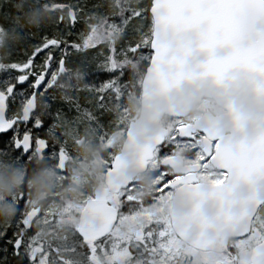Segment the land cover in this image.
Returning a JSON list of instances; mask_svg holds the SVG:
<instances>
[{
    "label": "snow or ice",
    "instance_id": "snow-or-ice-1",
    "mask_svg": "<svg viewBox=\"0 0 264 264\" xmlns=\"http://www.w3.org/2000/svg\"><path fill=\"white\" fill-rule=\"evenodd\" d=\"M192 4L193 0H150L148 5L143 6L142 11L137 10L134 15L142 17L151 13L155 18L159 12L164 16L162 23L168 20H182L183 18L180 16L182 8ZM223 11L231 18L234 36L249 34L264 43V33L254 31V24L257 21H264V0H244L243 3L232 4ZM117 17L119 19H116ZM127 19V9L107 17V21H111L117 27L125 24ZM80 20L83 21L84 17H77L73 14L66 27L72 22ZM86 26L84 23V27ZM80 32L81 30L73 32V29L69 27L67 32L55 34L51 38L45 36L33 48L26 61L0 65V70L19 71L18 75L14 77L9 75L0 81V133L12 132L8 138L0 136V149H14L15 154L23 151L26 156L34 151L53 153L59 157L60 161L63 160V147L49 138L50 134L54 133V121L62 115V110L58 109L55 113L42 111L41 108L34 106L33 101L37 96L47 100L52 80L55 78L57 70L63 69L66 55L73 49L81 50L77 39L74 38L78 37ZM96 35L97 33L93 31L85 40L88 48L97 45L91 42ZM145 48H151V52L148 54L152 56V62L155 65L152 70L153 74L162 86H168L171 82V77L166 70L169 61L164 56L162 49L157 52L155 44H146L143 47L132 44L127 46V51L136 52L139 50L140 53H146L148 50L145 51ZM41 50L44 52L43 60L41 63H36L33 58ZM94 51L98 57L95 69H103L115 74L103 80L98 86L95 83H89L88 103L91 104V109H82L79 97L75 98L74 107L77 112L92 120H96L97 113L102 115L110 103L119 99L120 93L126 87L121 80L127 75L123 66H114L109 61V56L117 55L123 52V49L113 52L112 49L101 51L99 48H95ZM209 70L220 75L223 71V64H212L209 66ZM176 75L179 76L180 73H176ZM25 81H30L28 85L31 89L30 94L27 89L15 90L17 83L23 84ZM44 81L46 82L42 85ZM98 96H103L105 99H98ZM17 97H20L18 105L16 104ZM69 105L73 106V102H70ZM44 108H48L47 104L44 105ZM48 116L53 117V122L47 127V136H44L40 130L45 125ZM21 125L24 127L22 128ZM193 139L194 137L184 125L177 124L169 136L158 138L156 149L145 150V159L151 162L149 151H156L158 155L164 156L176 140L191 141ZM200 159L202 162H207L210 159L221 161L218 165L221 184L218 191L223 192L226 190L224 185L234 177L264 175V135L258 136L251 143L237 146L219 144L218 141L212 140L211 145L205 154L200 156ZM179 183H181L180 178H169L164 175L160 190L163 191ZM90 207L104 217L105 227H81L79 230L80 239L65 245V251L69 255L62 261V264H175L178 256L188 254L180 246L178 237L173 236L166 227H161L160 221L156 222L155 229L151 228L150 222L147 232L120 235L107 227L108 221L112 220L110 209L105 208L102 204H92ZM30 215V213H22L21 220L17 221V230L8 238V243L13 246V254L19 257L16 264H55L44 243L39 240L36 233H33L30 227ZM5 252H7V247H5ZM25 257L27 258L26 262ZM4 264H7V257H5ZM220 264H264V230L250 227L242 234L241 239L234 240L231 245L227 246L225 256Z\"/></svg>",
    "mask_w": 264,
    "mask_h": 264
},
{
    "label": "water",
    "instance_id": "water-1",
    "mask_svg": "<svg viewBox=\"0 0 264 264\" xmlns=\"http://www.w3.org/2000/svg\"><path fill=\"white\" fill-rule=\"evenodd\" d=\"M243 2L244 0H193L191 6L182 8L180 12L182 20H168L164 23L163 14L158 12L153 18L150 13L152 18L150 45H157V52L163 50L169 61L166 70L171 82L166 87L162 86L153 74L155 65L150 56L140 84L139 112L135 119L129 121L120 150L105 172V186L96 188L93 198L88 199L81 210L76 228L79 236L81 227H105L104 217L90 207L92 204H102L111 210L112 220L108 221L107 227L113 226L116 212L106 203V195L110 191L116 192L126 187L136 173L145 169L147 165L145 150H154L158 138H163L167 134V129L160 125L164 115L172 117L188 115L184 108L177 107L171 102L160 106L154 102L157 98L179 90L185 83L198 88L205 81L223 85L239 78H250L257 94L264 95V43L249 34L234 36L231 18L223 11L232 4ZM63 8V4L52 6V9ZM73 14V9H69L68 19ZM254 31L264 33V21H257L254 24ZM212 64H223L222 74L217 75L210 71L209 66ZM176 73L180 75L177 76ZM58 74L52 80L50 89L57 82ZM33 103L36 106V97ZM226 110L231 113L234 124L233 132L236 134H232V137L236 140L232 143L235 146L251 143L258 136L264 135V124L258 126L251 134H240L242 117L233 111L231 105H228ZM144 112H150L151 118L156 122L155 128L147 133L139 124V117ZM184 126L188 132L197 129L207 133L205 129L208 128L225 130L207 112L194 120L193 124ZM221 144L228 145L229 142L223 141ZM35 153L38 161H41L43 153ZM152 153L153 151L148 153L150 159ZM168 159L180 160L177 156ZM65 161V156L62 161L58 158L57 169L64 170ZM211 161L217 166L221 163L215 159ZM229 184L240 186V189H230L229 199L226 197L228 195L226 190L220 192L217 187L210 184H198L193 186V194H199L197 198L192 196L185 198V210L177 211L173 203L172 221L177 233L185 242L192 246L198 245L194 247L199 249L221 251L227 239L242 237L249 229L256 208L264 201V175L234 177ZM177 195L182 193L177 192ZM223 195L226 199H222ZM217 201L220 202V209L214 207ZM209 206L211 211L207 210ZM39 211L40 208L37 207L27 212L31 214L30 227ZM217 216H220L219 228L215 220Z\"/></svg>",
    "mask_w": 264,
    "mask_h": 264
},
{
    "label": "trees",
    "instance_id": "trees-1",
    "mask_svg": "<svg viewBox=\"0 0 264 264\" xmlns=\"http://www.w3.org/2000/svg\"><path fill=\"white\" fill-rule=\"evenodd\" d=\"M135 1L136 0H0V31H5L7 38L6 40L0 39V57L4 59L2 65H7L10 60H24L45 36L51 38L55 34L59 35L61 32H67L69 27L73 29V32L80 31L79 29L77 30V28H79L81 22L77 21L75 24H69L66 27L69 21L66 20V18L63 20L59 12L50 10L51 4L63 3L71 6L77 11V16L81 13L86 15V11L90 12V10H93L95 14L93 17H90V21L86 24L87 26H83L79 36L74 37L77 39V43L80 45L81 50L77 51L73 49L66 55V75L68 76V74H70L68 80H71L72 83V86H70L71 93L68 92V95H72L73 97L71 99H68L69 96L65 98L62 90L64 87L59 90L54 89L49 94L47 93V100L42 99L40 96L38 97L37 107L41 108L42 111H50L51 113H55L58 109L62 110V115L60 117L70 119L75 110L69 103L73 102L74 106L75 98L79 97V103L82 109H91L92 106L88 103L89 83H95L98 86L100 82L104 80L106 74L109 76L115 74L103 69H95L98 57L94 49L99 48L101 51L112 49L113 52H116L117 49H123V52L114 56H109V61L114 66H123L124 69H126L127 75L121 80L126 87L120 93V97L117 100L118 103H110L102 115L97 113V119H91V125L96 129L97 133H103L102 135L104 136L106 133L115 131L114 133H118L120 140L124 135L126 121L133 118L138 109V99L134 97V94L130 95L129 87L133 85V93H135V95L139 94V82L147 64V55L149 53V49L147 48L144 49L145 51L148 50L146 53H140L139 50L136 52L127 51V46L135 44L143 47L146 44L148 45L151 27L148 28V30H142L144 32L141 31L140 33L131 30V28L121 31L117 30V26L113 25L111 21H107V17L127 9L128 19H130L129 9L131 5L134 6L135 10L139 9L140 11L143 10L142 7L145 5L143 0L142 2L137 0L143 3V6L141 4L136 6ZM147 1L148 3L146 5L149 4L150 0ZM148 14L149 13H147V15ZM116 19H119V17ZM93 31L97 33V35L91 42L97 45L93 46V48H88V45L85 44V40ZM0 36H3V34L1 33ZM138 55L142 56L141 59L135 60V57ZM97 98L101 100L105 99L103 96H98ZM45 104L48 106L47 109L44 108ZM128 114H130V117H127ZM59 118H57L54 123L58 122L60 120ZM52 122L53 117L48 116L44 126L46 127ZM1 136L5 138L8 137L7 134ZM13 162V158L11 157L6 159L0 157V169L13 170L10 165L13 164ZM23 166L22 163L21 165H17V168L21 169ZM21 183L24 182L21 181ZM81 203H83V200H81ZM11 220V218L6 219L0 216V233H3V235H0V264H4L5 257H7V264H16V261L19 259V257L13 254V246L8 243V238L13 234L10 230ZM54 234V230H51L48 240L50 238L61 257L65 254L68 256L69 253L65 251L64 244L62 248H58L55 244V240H61V242L64 243V238ZM68 234V237L66 235V239L70 242L79 240L73 229H68ZM5 247H7V252H5ZM56 257L59 256L54 254L52 259ZM26 260L27 258L25 257V262Z\"/></svg>",
    "mask_w": 264,
    "mask_h": 264
},
{
    "label": "rangeland",
    "instance_id": "rangeland-1",
    "mask_svg": "<svg viewBox=\"0 0 264 264\" xmlns=\"http://www.w3.org/2000/svg\"><path fill=\"white\" fill-rule=\"evenodd\" d=\"M135 2H136V6H138V4H141L143 6V3L145 5L148 3L147 0H143V3H140L142 2V0H140V2L136 0ZM132 6L133 5H131L129 9L130 19H127L125 24L116 27V29L122 31L131 28V30L136 31L137 33H140L142 30H148V28L151 27L150 15L146 14V16L137 17L134 15V12L137 11V9L135 10L134 6L133 7ZM94 14L95 13L93 10H90V12L86 11V15H83V13L79 14L77 17H84V20L79 21L81 22V24H79V28H77V30L78 29L82 30L84 23L87 24L90 21V17H93ZM1 33L3 34L4 38L3 36H0V39L6 40L7 38L5 31H0V34ZM80 54H84V53H80ZM28 56H26L24 59H26ZM141 57L142 56L138 55L137 57H135V60L137 59L140 60ZM3 60L4 59L0 57V65H2ZM13 62H19V61L10 60L8 64H11ZM3 72L6 73L5 70ZM69 76L70 74H68L65 80H63L64 81L63 83H60V85H58V89L64 87V89L62 90L64 92L63 94L65 95V98L69 96L68 92L71 93L70 86H72V83L71 80H68ZM109 77L110 76L106 74L104 76V80L108 79ZM26 87L27 86H25V88ZM72 97L73 96L71 95L68 97V99H71ZM134 97L138 99V95H135V93H134ZM115 103L118 102L115 101ZM16 104L18 105V102H16ZM204 106L206 107L207 104H205ZM72 107L75 110L74 113L72 114V117L70 119L60 117L59 118L60 120L54 123V133L50 134L49 136L50 139H52L54 142L59 143L69 153V162L66 173L57 172L54 169L55 165L52 163L40 167V165L37 166L36 163L34 164L33 162H31L29 160V157L22 158L20 157L19 154H15L8 149H6V153H4V155H8V153H11L13 155L11 158H13L14 165L10 164L11 169L15 170L21 176V180L25 179L22 185L19 184L16 188H13L6 197H0V203H8L11 206H13L15 209V214L13 217H11L12 220L10 222V228H11L10 230L12 232H15L17 230V221L21 217V213L27 211L29 205L35 199V198H29L22 200L19 198L20 195L27 197L31 195L32 197L34 196L32 189L30 188L28 183L31 175L36 170L42 169L43 171L47 172L51 177L52 184L50 189L54 190L53 195L60 200L55 201L54 199V201H51L50 200L51 198L49 197L50 195L48 194L50 193V191H48L47 194L46 193L40 194L42 196L43 195L47 196L48 202L42 208L41 216L34 223L32 231L33 233H36L38 235L39 240L42 243H44V245L46 244V249L49 251L51 257H53L54 254L59 256L53 259L55 261V264H62L63 260L61 259L62 257L59 255L58 251L56 250L50 238L48 240L50 231L54 230L55 232L54 235L56 236L59 235V237L64 238V243H62L61 240L59 241L55 240V244L58 248H62L63 244L65 247L66 244L72 243L66 239V235L67 237L69 235L68 229L74 230L75 222L77 219L75 214L76 211L80 210L81 208L80 204L82 200L80 199L81 191H79L74 195L72 193L76 192L75 188L84 186L86 188L85 192L89 194L88 191L90 189V186L94 187L99 184V181H97L98 178L103 176V172L107 167L111 157L118 150L119 147L118 133L116 134L114 133L115 131H113L112 133L111 132L106 133L104 136L102 135L103 133H97L96 129H94L91 125L92 124L91 119L82 116L77 112L74 106ZM129 115L130 114H128L127 117H130ZM180 123H181L180 120L179 121L171 120V119L167 120L166 118L163 120V124L168 125L167 127L170 129V132L176 127L177 124ZM50 125L48 124L43 130L46 136H47V127ZM80 138H83V141L81 142L80 145H78V140ZM176 143L177 142L175 141L174 144ZM48 155H50V153ZM22 163L24 165L23 168L21 169L17 168V165H21ZM62 180H70V181L69 183H62ZM118 199H120L121 202L116 203V201L114 202L113 199H111V201L116 206L118 205L122 209V212L124 214L121 215V217L119 218L120 224L114 232L120 235L132 234L129 233L128 230L121 228V224H125V220L127 217L125 212L131 209V207L127 206L126 204V201H130L131 197L127 199L126 194H123L122 196H118ZM161 202L164 207L165 205L167 206L165 202L163 201ZM161 206L162 205L155 204L153 206H148L147 208H143V210L141 211L133 209V218L136 219V217L138 216L140 217L149 216L151 218L157 219L159 215V210H161ZM233 242L234 240H232V243ZM206 259L209 260L211 259V257L206 256ZM211 264H213V262H211Z\"/></svg>",
    "mask_w": 264,
    "mask_h": 264
},
{
    "label": "flooded vegetation",
    "instance_id": "flooded-vegetation-1",
    "mask_svg": "<svg viewBox=\"0 0 264 264\" xmlns=\"http://www.w3.org/2000/svg\"><path fill=\"white\" fill-rule=\"evenodd\" d=\"M64 14H66V12H64ZM43 55H44V52L43 50H41V52L38 53L37 56L33 58L34 61L36 63H41L43 60ZM54 55H56V53H54ZM66 63H67V60L65 61V64L63 67L65 68L64 73H66V70H67ZM57 66H58V56H57ZM18 74H19L18 70L9 72V74L5 72L4 74H2L0 72V81H3L4 79H6L9 75L14 77L15 75H18ZM61 79L62 77H59L57 79L55 87L51 88L48 94L52 92V90L54 89L59 90L58 85H60V83L63 82V80ZM29 83L30 81H25L23 84L17 83L15 90L17 91L27 86L25 89H27V91L30 94L31 89L28 87ZM129 88L130 90L129 89L128 90L130 92V95H132L134 92L133 85H131ZM19 100H20V97H17L16 102L19 103ZM206 109L207 107L204 106V110ZM201 110L202 109H199V112L197 114H199ZM165 118L167 120L168 119L178 120V121L180 120L181 121L180 124L182 125L191 123V120L189 118H185L183 120L176 119V118H170V117H165ZM165 126L167 127L168 125L166 124ZM21 127L23 128L24 125H21ZM44 128L45 126H43V128L40 131L43 133L44 136H46L45 133L43 132ZM168 130L169 132L167 136H169L170 134V129L168 128ZM208 131H209L208 134L205 132H199L196 130L189 132L194 137L193 140L191 141L176 140L177 143L174 144L170 148L169 152L166 153L164 156L158 155L157 152L155 151L153 155V159L151 160V162L148 163L147 169L143 173H139L138 175H135L132 178L130 184L125 189H121L119 193H109L106 196L107 203H109L110 205L116 208L117 215H118L117 221L112 231L116 229L118 224H120L118 223L119 218L124 213L122 212V209L118 205L116 206L115 204L112 203L111 199H113L114 202L116 201V203H118V202H121L120 199H118V196H122L123 194H126L127 199L131 197L130 201H126L127 206H130L131 209L125 212L127 217L125 220V224H121L122 229L128 230V232L132 234L147 232L149 230L150 222H151V228L155 229L157 227L156 222L160 221L161 222L160 226L166 227L167 230L171 232L173 236H177L180 246L188 253L185 256H178L176 258L175 264H211V262H213V264H220L222 258L225 256V250L227 246L231 245V241H227L225 245H223L224 247L223 250H221L220 252H215L212 250H199L187 244L185 241H183L178 236V234L176 233L174 223L172 221V217H171V210L173 207L172 201L177 191L179 190L189 191L191 187L197 185L198 183L211 184L212 186L217 187V189L221 187V184L219 181L220 168H218L213 163V161H211V159L208 160L207 162H202L200 159V156L205 154L204 144H206V148H209V146L212 143V140L219 141V138L214 136L216 131H213V130H208ZM6 134L8 137H10L12 135V132L9 131L7 133H2L0 134V136L6 135ZM231 135H232L231 130H227L222 133V136L225 137L224 140H227V138L229 136L231 137ZM82 141L83 139L78 140V145H80ZM63 150H64V156L66 157V161L64 165V171L66 173L68 162H69V153L66 149L63 148ZM11 151L15 153L14 149ZM4 153H6V149H0V157L3 159L8 158L9 156L10 157L13 156L11 153H8V155H4ZM48 154L49 153H43L41 161H38L37 154L35 153V151L32 153H29V155L27 156L24 154L23 151L19 153L20 157L22 158L29 157V160L31 162H33L34 164L36 163L37 166L40 165V167L46 166L47 164H50V163L54 165L57 163V160L59 157L54 155L53 153H50V155ZM52 154H53V157H52ZM177 155L181 158L180 161H177V159L164 161V159L167 157L177 156ZM164 175H167L169 178L178 177L180 178L181 183L176 184L172 187H169L161 191L160 186H161ZM70 180H62V183H69ZM97 181H99V184L97 186H94V187L90 186V189L88 191L89 194L85 192L86 188L84 186L75 188L76 192H73L72 194L74 195L78 193L79 191H81L80 199H82L83 202L85 203L87 199L93 197V192L95 188L103 186V177H99ZM184 181H187V182L185 183ZM224 187L228 193V195L226 196L228 199H229V192L231 188L240 189V186H234V185L231 186L229 182L226 185H224ZM49 191L51 192V194L48 193L50 195L49 197L51 198L50 199L51 201H54V199L55 201L60 200L53 195V192H54L53 189H50ZM190 194L193 198H197V195L199 193H196V194L190 193ZM185 197H190V196L185 194ZM226 197H224L223 195L222 199H226ZM29 198H32V195L29 196ZM161 201L165 202L167 206L165 205L164 207ZM33 202L31 203V205H33ZM47 202H48V197L44 196L43 202H42V208L47 204ZM84 203H82L80 210L82 209ZM155 204L162 205L161 210H159V215L157 219L151 218L149 216H142V217L138 216L136 217V219L133 218V209L141 211L143 210V208H147L148 206H153ZM214 207L217 209H220V202L217 201L214 204ZM80 210H79V213H80ZM215 220L219 228L220 216L215 217ZM250 227L264 230V202L261 205H259V207L257 208L256 213L251 220ZM206 256L211 257V259L209 260L206 259ZM61 259L64 260L65 258H61Z\"/></svg>",
    "mask_w": 264,
    "mask_h": 264
},
{
    "label": "clouds",
    "instance_id": "clouds-1",
    "mask_svg": "<svg viewBox=\"0 0 264 264\" xmlns=\"http://www.w3.org/2000/svg\"><path fill=\"white\" fill-rule=\"evenodd\" d=\"M155 103L160 106L171 102L177 107L184 108L191 116L199 112V107L207 103V114L216 119L223 129L231 130V113L226 110L231 105L233 111L240 114V134H251L258 126L264 124V95L255 91L250 78H239L226 82L223 85L205 81L198 88L191 84H182L179 90L170 92L167 96L157 98ZM140 128L150 132L156 126L150 112H144L139 117ZM21 183V176L15 170L0 169V197H6L13 188ZM29 186L35 197L47 193L51 188V177L42 169L36 170L29 178ZM174 207L177 211L186 208V199L182 195L174 198ZM208 211H211L209 206ZM15 209L8 203H0V216L11 218Z\"/></svg>",
    "mask_w": 264,
    "mask_h": 264
}]
</instances>
